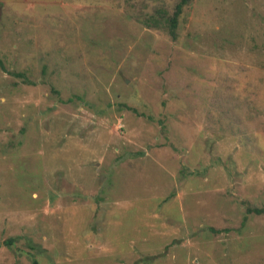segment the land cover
<instances>
[{
  "label": "rangeland",
  "instance_id": "1",
  "mask_svg": "<svg viewBox=\"0 0 264 264\" xmlns=\"http://www.w3.org/2000/svg\"><path fill=\"white\" fill-rule=\"evenodd\" d=\"M181 1L0 0V264H264V0Z\"/></svg>",
  "mask_w": 264,
  "mask_h": 264
},
{
  "label": "trees",
  "instance_id": "2",
  "mask_svg": "<svg viewBox=\"0 0 264 264\" xmlns=\"http://www.w3.org/2000/svg\"><path fill=\"white\" fill-rule=\"evenodd\" d=\"M190 2V0H182L176 7V11L174 13V16L173 18L171 19V22L169 24V27H170V33L172 35L173 38H176V29H177V26H178V19L180 17V15L182 14L183 12V9H184V6L187 5L188 3ZM1 63V62H0ZM17 76H22L23 77V74H20V73H16ZM71 100V99H69ZM133 111L135 109H132ZM248 212L249 213H256V214H262L264 213V209H260V208H248ZM214 232H219L217 229L215 230L214 229ZM11 243V242H10ZM9 243V244H10Z\"/></svg>",
  "mask_w": 264,
  "mask_h": 264
}]
</instances>
